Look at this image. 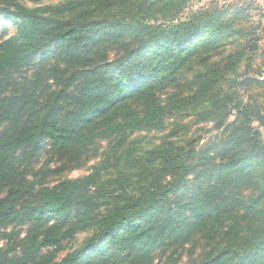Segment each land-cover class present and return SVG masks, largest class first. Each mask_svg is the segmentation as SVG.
<instances>
[{
  "label": "trees",
  "instance_id": "obj_1",
  "mask_svg": "<svg viewBox=\"0 0 264 264\" xmlns=\"http://www.w3.org/2000/svg\"><path fill=\"white\" fill-rule=\"evenodd\" d=\"M63 1L64 4L48 9L17 6L3 11L15 22L17 36L0 45V74L28 66L32 57L48 49L53 41L69 50L73 63H93L90 54L100 48L102 40L103 44L108 43L107 37L101 39L96 31L80 26L61 31L65 28L63 20L38 15V11L67 15L92 0ZM95 1L103 10L127 4L136 8L142 4L143 11L151 14L178 0ZM247 10L235 11L229 21L222 23L219 19L226 12L215 9L170 29L148 24L143 19L128 22L118 33L110 35L124 52L115 62L120 73L113 74L109 81L86 84L78 113H71L64 123L60 118L62 109L23 120L25 105L19 103L21 97L0 100V123L14 121L18 126L0 136V235L11 223H34L20 245L9 250L0 247V264H107L110 260L115 264L125 250L122 246L142 250V255H146L151 246L156 250L162 248L165 253L171 247L190 243L193 246L189 264H264V134L261 131L264 129V23L234 28L249 17ZM106 24L117 28L112 22ZM203 35L206 37L202 38ZM68 41L74 43L69 45ZM146 57L144 63L128 66ZM151 60L159 63L149 71L145 63ZM196 64L201 68L195 70L193 80L188 82L191 92L170 105H163L155 98V85L144 83L149 72L166 76L175 65L176 73L193 70ZM173 76V86H181L183 92L185 88L181 84L185 80ZM4 86L2 83L0 88ZM111 87L115 89L111 91ZM135 100L143 102L140 113L129 105ZM187 106L205 110L202 119L213 121L216 128H224L226 137L220 144L210 143L197 152L192 142L186 147L163 142L147 153L148 165L157 166L151 172L154 177L131 195L108 197L116 190L110 185L117 182L99 184L104 167L84 178L61 182L53 189H42L33 201L23 200L10 188L8 194L15 196V204L24 206V212L14 210L5 215L8 200L2 195L15 184L23 150L29 144L30 160L39 153L45 138L61 145L83 141L85 144L98 136L95 130L105 123L116 122L118 116L121 121L103 128L101 134L118 132L121 135L118 143L123 144L126 133L159 124L171 112ZM230 117L233 119L229 120ZM213 151L217 152L215 156H211ZM207 166L212 167L204 169ZM198 169H203L209 179H215V184L193 190L188 205L174 209L162 205ZM168 177L170 180L166 181ZM95 200L105 202L107 208L98 218L93 217L98 215L94 212L98 205ZM186 209L190 212L188 218H184ZM73 215L76 219L69 220ZM51 217L60 224L50 226ZM89 228L95 233L63 260L55 262V252L50 256L40 255L44 248H57ZM110 246H115L117 252H109ZM100 255H103L101 261L93 259Z\"/></svg>",
  "mask_w": 264,
  "mask_h": 264
},
{
  "label": "rangeland",
  "instance_id": "obj_2",
  "mask_svg": "<svg viewBox=\"0 0 264 264\" xmlns=\"http://www.w3.org/2000/svg\"><path fill=\"white\" fill-rule=\"evenodd\" d=\"M64 3L63 0H0V45L10 37L17 36L16 24L8 15L4 14L5 9L14 10L17 6L34 10L48 9ZM96 4V1L92 0L76 12L63 16L55 15L51 11H38V15L42 17L63 20L65 28L61 31L80 26L81 29L96 31V35H100L101 39L102 36L107 37L108 43L103 44L102 40L100 48L90 54V61L94 60L93 63L79 64L71 61V54L65 46L53 41L54 43L51 42L52 44L50 43L48 49L44 48L36 53L28 66L0 74V85L2 83L5 85L0 88V100L21 97V101L18 102L25 105L23 113L25 118L23 120H26V118L36 119L48 111L62 109L60 118L61 122L64 123L71 113L77 114L80 109V101L85 96L84 86L86 84L102 81L103 79L109 81L113 74L120 73V67L115 62L119 60L124 52L117 47L110 35L118 33L120 27L128 25V22L143 19L148 24L170 29L180 22L189 21L197 14L200 15L217 9L226 12V15L222 14L221 19H219V22L225 23L234 16L235 11L244 8L248 9L247 16L250 19L248 17L242 25L240 22L234 28L256 27L259 23H264V0H178L174 5L164 7L162 10L160 9L158 12L151 14L143 11L142 4L136 8H132L130 4L121 5L119 8L115 6L110 10H103L102 7H97ZM146 4L145 2L143 5ZM107 21L114 23V26L117 27L116 30L110 28L106 24ZM262 35L264 36V33ZM204 37L206 36L203 35L202 38ZM67 43L71 45L74 42L68 41ZM150 49H152L151 46ZM99 55L104 56L97 58ZM147 58L130 62L128 66L135 64V62L142 64ZM158 63L157 60H151L145 64L149 71H152L151 67ZM177 63L180 64V61ZM175 66L170 69L166 76L163 73L149 72V75L144 79L145 85L156 86L155 98L163 105H170L178 97L189 95L191 90H189L188 82L193 80L195 70L198 71L201 68L199 64H196L193 70L184 69L175 73ZM126 69L128 68L126 67ZM173 74L185 80L181 84L185 88H183V92H180L181 86L178 88L173 86ZM109 83L114 84V82ZM114 89V87H111V91ZM129 105L132 110L140 113L143 102L135 100L130 102ZM204 111L194 106L175 110L159 124L146 126L140 131L126 133L123 144L118 143L121 137L118 132L101 134L103 128L119 123L121 121L120 116H118L116 122L109 125L105 123L95 130L94 133L98 136L85 144L83 141L80 144L67 142L61 145V142L55 144L56 142L52 139L45 138L42 140L41 150L31 160V144H29L23 150L15 184L5 189L2 195L8 200V209L5 215L14 210L24 212V206L15 204V196L8 194L10 188L16 190L23 200L28 198L33 201L37 200V193L40 190L53 189L61 182L92 175L99 167L106 168L100 174V185L105 181L117 182L110 185L116 190L111 191L110 195L108 194L109 198L111 196L135 194L141 189L146 180L154 177L151 172L157 169L156 165L151 167L148 165L147 153L162 146L163 142L170 141L175 147H186L192 142V148H195L198 152L210 143L220 144L226 137L224 128H216L213 121L202 119ZM230 119L233 118L230 117ZM95 121L100 122L99 119H95ZM17 127L14 121L12 123L1 122L0 136L7 129L12 130ZM261 131L264 134V129H261ZM216 153V151H213L211 156H215ZM216 163L218 162L216 161ZM211 167L207 166L204 169H210ZM202 171L203 169H198L194 175L184 180L180 187L176 188L162 201V205L173 209L177 206L188 205L193 190L205 188L209 184L214 185L215 179H209ZM168 180H170L169 177L166 181ZM119 182L121 184H118ZM95 201L98 205L94 212L98 215L93 217L98 218L101 217L100 213H104L107 208L105 202ZM188 217H190V212L186 209L184 210V218ZM75 219V215H73L69 220L74 221ZM49 223L50 226L60 224L54 217L49 219ZM33 225V222L9 224L1 232L0 247L9 250L16 245H20L31 232ZM94 233L95 230L89 228L86 231L74 234L72 239L63 241L57 248H44L41 250L40 255L50 256L55 252V262H59L82 246L84 241ZM192 246L193 243L180 245L176 248L171 247L165 253L162 252V248L156 250L154 246H151L149 248L150 253L146 255H142V250L138 251L136 248H129L130 246H122L121 248L125 250L121 253V259L118 258L115 264H189ZM109 252H117L115 246H110ZM89 257H92V255ZM102 257L103 255H100L98 258L94 257L93 259L101 261ZM107 264H114V262L110 260Z\"/></svg>",
  "mask_w": 264,
  "mask_h": 264
}]
</instances>
